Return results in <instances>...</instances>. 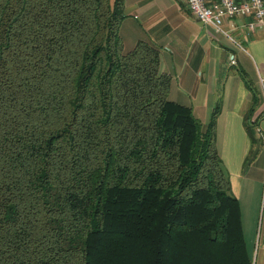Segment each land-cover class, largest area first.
<instances>
[{
    "label": "trees",
    "instance_id": "1",
    "mask_svg": "<svg viewBox=\"0 0 264 264\" xmlns=\"http://www.w3.org/2000/svg\"><path fill=\"white\" fill-rule=\"evenodd\" d=\"M124 19V0H0V264H257L220 106L204 127L169 100Z\"/></svg>",
    "mask_w": 264,
    "mask_h": 264
},
{
    "label": "crops",
    "instance_id": "2",
    "mask_svg": "<svg viewBox=\"0 0 264 264\" xmlns=\"http://www.w3.org/2000/svg\"><path fill=\"white\" fill-rule=\"evenodd\" d=\"M236 1L242 3L247 0ZM137 6L144 9L146 20L143 19V22L149 21L150 14L155 9L151 10L144 0ZM174 7V14L167 19L164 17L165 21L156 28L151 26V29H123V20L120 34L124 50L133 49L139 41H147L157 46L160 49V71L171 77L169 100L192 108L194 115L204 124L210 120L215 105V84L221 79V113L217 120V148L225 166L231 175H234L232 177L237 179V190L233 187V192L241 206L244 226L242 198L248 202L249 212L254 209L252 194L247 190L248 186L246 189L244 187L246 181L250 180V175L259 167L258 162L254 166L250 164L251 166L247 167V160L254 145L260 146L259 148L264 146V140L258 137L256 131L258 126L264 129V121L258 124L260 116H263L264 101L262 97L261 101L258 99V105L251 114L249 120L253 125L251 137L247 129V116L255 104L253 90L243 82L240 70L238 75L228 70L231 66L240 65L242 55L239 57V53H233L235 49L227 38L198 21L189 10L187 0L176 2L174 0ZM126 9L125 7V17H127ZM134 18L137 19V16ZM252 20L251 16L240 19L238 28L233 31L234 36H232L247 43L261 60V68L258 64L256 67L257 86L260 92L259 78L264 76V29L249 32L246 25ZM127 34L132 35L127 36ZM128 42L131 44H127ZM256 210L255 206V212Z\"/></svg>",
    "mask_w": 264,
    "mask_h": 264
},
{
    "label": "rangeland",
    "instance_id": "3",
    "mask_svg": "<svg viewBox=\"0 0 264 264\" xmlns=\"http://www.w3.org/2000/svg\"><path fill=\"white\" fill-rule=\"evenodd\" d=\"M141 1L142 0H124V8L125 7L127 8L125 12L127 17H125L124 19L123 29L126 28L151 29V26H155L156 28L161 22L165 21V19L171 17V15L174 14L175 11L174 0H172L173 2L171 0H144L145 4H148L151 10L154 9L155 10L153 11V13L150 14L149 21L143 22V19L146 20V16L144 15V9L137 6ZM176 1L177 0H175V2ZM147 11L149 12V8H147ZM147 11L145 13H147ZM134 16H137V19H135ZM231 34L233 35V32ZM130 35L132 34H127V36ZM233 38L236 40L237 44L239 45L238 46L237 44H234L232 41L227 39L228 42L235 49L233 53L234 54L239 53V57L242 55L241 57H243V59L240 65L236 67L231 66L230 69L228 70L236 75H238L240 70L241 76L243 75V79H242L243 82H246L248 85H250L253 92L256 93L257 98L261 101V95L259 94L260 92L257 86L258 73L256 67L258 64L259 68H261L260 66L262 62L258 58V56H256V54L253 52V50H251L248 47L247 43H244L242 40L236 39L235 37ZM127 44H131V43L128 42ZM130 50L132 49H127L125 51H130ZM217 105L220 106V110H221V79L215 84L214 108ZM262 121H264V113L263 116H260L258 120V124H260V122ZM201 123L205 127V125H207L209 122H207L206 124H204L203 122ZM263 128H264V124H263ZM260 138L262 140V137ZM259 147L257 145L253 146L252 153L249 156V159L247 160V167L251 165L254 166L257 162L259 167L257 170L253 172L252 175H250V180L248 182L246 181L244 187V189H246V187L248 186L247 190H250V194H252L254 209H252L251 212H249L247 207L249 205L248 202H246L244 198H242V201L244 205L245 238L248 244L249 251L252 253L254 260L257 264H264V146L263 148L262 146L261 148ZM255 160L257 161L255 162ZM223 166L227 172V175L230 178L232 185V192H233V187L235 188V190H237L236 187L237 179L232 177L234 175H231V172L225 166L224 162H223ZM255 206L257 207L256 212H255Z\"/></svg>",
    "mask_w": 264,
    "mask_h": 264
},
{
    "label": "built area",
    "instance_id": "4",
    "mask_svg": "<svg viewBox=\"0 0 264 264\" xmlns=\"http://www.w3.org/2000/svg\"><path fill=\"white\" fill-rule=\"evenodd\" d=\"M189 10L203 25L211 27L215 33L234 44L232 32L238 28L240 19L251 16L253 20L246 27L251 33L264 29V0H187ZM238 45V44H237ZM239 46V45H238ZM232 64H235L234 58ZM260 95L264 101V76L259 78ZM264 113V111H263ZM257 133L264 140V131L258 126Z\"/></svg>",
    "mask_w": 264,
    "mask_h": 264
}]
</instances>
